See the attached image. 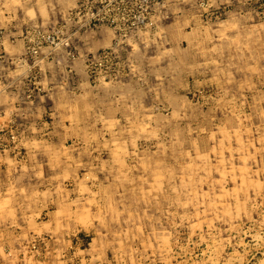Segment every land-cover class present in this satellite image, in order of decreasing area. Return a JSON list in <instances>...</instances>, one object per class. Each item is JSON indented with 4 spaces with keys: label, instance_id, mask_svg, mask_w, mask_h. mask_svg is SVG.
I'll list each match as a JSON object with an SVG mask.
<instances>
[{
    "label": "rangeland",
    "instance_id": "374dc122",
    "mask_svg": "<svg viewBox=\"0 0 264 264\" xmlns=\"http://www.w3.org/2000/svg\"><path fill=\"white\" fill-rule=\"evenodd\" d=\"M7 71L70 100L0 130V264H264V0H0Z\"/></svg>",
    "mask_w": 264,
    "mask_h": 264
},
{
    "label": "crops",
    "instance_id": "0c3cea01",
    "mask_svg": "<svg viewBox=\"0 0 264 264\" xmlns=\"http://www.w3.org/2000/svg\"><path fill=\"white\" fill-rule=\"evenodd\" d=\"M99 39H97L95 46L101 47V46H107L111 44L112 40V33L110 30H107ZM84 46H81L83 48ZM83 50V49H82ZM15 51L22 52L23 48L21 45L16 44L15 45ZM72 66L76 65V71L79 72L77 68L80 69V72L77 73L78 76H80L82 82L87 81V77L85 73H83L82 66L80 63H73ZM3 77L0 78L2 80L4 85V93L5 97H8L7 104L0 105V130L5 128L9 125L10 122H22L23 126L26 128L27 124L34 125L36 122L38 123V120L40 117L45 113L43 109H45V105H51V107L54 110V116L59 115V117L62 116V114L65 111H61L59 109L60 105L66 104V99L70 100V96L65 95L60 92H56L55 90L51 93H47L45 97L40 96L38 99L35 100V102H26L25 98L22 96L24 93V86L20 85V80H22V77L19 79H13L11 77V74L9 72H5L1 74ZM48 77V81L51 80H58L56 77H54L52 74ZM6 81V82H5ZM83 84V83H82ZM51 85H49L50 87ZM90 93V94H88ZM94 95V92H92L88 86H84V91L80 93L78 96H71V98L78 99L80 97H86L87 99H90L91 96ZM67 98L65 99V97ZM69 102V101H68ZM60 104V105H59ZM42 111V112H41ZM113 111V110H112ZM64 119V116H62ZM5 159V157H4ZM4 173V171L0 170V174Z\"/></svg>",
    "mask_w": 264,
    "mask_h": 264
},
{
    "label": "bare ground",
    "instance_id": "6f19581e",
    "mask_svg": "<svg viewBox=\"0 0 264 264\" xmlns=\"http://www.w3.org/2000/svg\"><path fill=\"white\" fill-rule=\"evenodd\" d=\"M162 1H163V0H162ZM75 2H76V1H75ZM162 3H163V2H162ZM165 5H166V4H165ZM156 6H157V5H156ZM162 6H163V5H162ZM41 8H42V7H41ZM154 8H155V7H154ZM154 8H153V9H154ZM45 10L47 11V9H45ZM156 10H157V9H156ZM156 10H155V11H156ZM159 10H160V9H159ZM166 10H167V9H166ZM32 11H33V10H32ZM154 13H155V12H154ZM68 15H69V14H68ZM70 15H71V14H70ZM154 15H155V14H154ZM158 15H159V13H158ZM262 17H263V16H262ZM67 18H68V17H67ZM69 19H70V18H69ZM76 24H77V23H76ZM160 24H161V23H160ZM153 25H154V24H153ZM65 27H66V26H65ZM65 27H64V28H65ZM70 27H71V26H70ZM72 27H73V26H72ZM80 27H81V26H80ZM55 28H56V27H55ZM58 28H59V27H58ZM61 28H62V27H61ZM155 28H156V27H155ZM68 29H69V28H68ZM72 29H73V28H72ZM75 29H76V28H75ZM77 29H78V28H77ZM65 30H66V28H65ZM80 30H81V29H80ZM147 30H148V28H147ZM156 30H157V29H156ZM149 31H150V30H149ZM76 32H77V31H76ZM78 32H79V30H78ZM82 32H83V31H82ZM111 33H112V40H111V45H110V46L115 50V52H117V55H118L119 58H120L119 63H120V66H121V65L125 64V63H123V62H124V61H123V58H124V57H123V54H122V53H123L122 50H123L124 47L121 46V44L119 45V43H115V42H114V40H113L114 37H118V36L116 35V33H115L114 31H112ZM66 34H67V33H66ZM73 34H74V33H73ZM66 36H68V34H67ZM74 36H75V35H74ZM68 37H69V36H68ZM69 38H70V37H69ZM133 38H134V35L132 34V38H131V39L133 40ZM117 41H119V40H117ZM137 41L139 42V40H137ZM66 42H67V41H66ZM66 42H65V43H66ZM134 42H135V41H134ZM143 42H144V41H143ZM121 43H122V42H121ZM131 43H132V42H131ZM131 43H130V44H131ZM71 45H72V44H71ZM124 45H125V44H124ZM127 45H128V44H127ZM127 45H126V46H127ZM131 45H132V44H131ZM134 45H135V44H134ZM68 46H69V45H68ZM75 46H76V45H75ZM135 46H136V45H135ZM131 47H132V46H131ZM131 47H130V48H131ZM76 48H77V47H76ZM71 49H72V48H71ZM124 49H125V48H124ZM142 49H143V48H142ZM130 50H131V49H130ZM66 52H67V51H66ZM77 52H78V51H77ZM131 52H132V51H131ZM83 54H85V53H83ZM37 55H38V54H37ZM71 55H72V54H71ZM129 55H131V54H129ZM127 56H128V55H127ZM132 56H133V55H132ZM72 57H73V56H72ZM78 57H79V56H78ZM84 57H85V56H84ZM79 58H80V57H79ZM82 58H83V57H82ZM130 58H131V57H130ZM18 59H19V58H18ZM132 59H133V58H132ZM19 60H20V59H19ZM21 60H22V59H21ZM41 60H42V59H41ZM41 60H40V61H41ZM129 60H130V59H129ZM136 60H137V59H136ZM22 61H23V60H22ZM24 61H25V60H24ZM26 63H27V62H26ZM72 63H73V62H72ZM133 64H134V63H133ZM131 65H132V64H131ZM132 66H133V65H132ZM134 68H135V67H134ZM131 70H132V69H131ZM133 72H134V70H133ZM136 72H137V71H136ZM24 79H25V78H24ZM27 80H28V79H27ZM101 80H102L101 82H105V80H106V75H105V74H102V76H101ZM122 80H125V79H122V78H121L120 73H119V75L116 74L115 77H113V75H112V76H109V81H110L111 83H112V82H120V81H122ZM23 86H24V85H23ZM27 96H28V95H27ZM86 107H87V106H82L81 109L83 110V109H85ZM76 109H77V108H76ZM70 110H71V109H70ZM77 110H78V109H77ZM75 112H76V111H74L73 113H71L69 117L71 118L72 115L75 117V115H74ZM107 121H108V120H107ZM13 123H14V122H13ZM15 124H16V122H15ZM17 124H18V126L20 125V129H21V130H24V129H25V127L23 126V123H22V122H17ZM110 124H111V122H110ZM110 124H109V125H110ZM9 126H11V125H9ZM110 126H111V125H110ZM114 126H115V125H114ZM106 128H107V127H106ZM109 128H110V127H109ZM14 130H15V129H14ZM5 131H6V130H5ZM16 132H17V131H16ZM19 132H20V130H19ZM5 133H6V132H5ZM24 133H25V132H24ZM3 134H4V133H3ZM9 134H10V133H9ZM12 134H14V132H13ZM15 134H16V136H18V137H19V136H22L20 133H19V134L15 133ZM81 137H82V136H81ZM3 138H4V137H3ZM3 138H2V139H3ZM12 138H14V137H12ZM25 138H26V137H25ZM116 138H117V137H116ZM20 139H21V138H20ZM111 139H113V138H111ZM11 140H12V139H11ZM15 140H17V139H15ZM21 140H22V139H21ZM21 140H19V141H21ZM24 140H25V139H24ZM6 141H7V138H6ZM8 141H9V140H8ZM12 141H13V140H12ZM114 143H115V142H114ZM118 143H119V141H118L116 144H118ZM7 145H8V144H7ZM16 146H17V145H16ZM13 147H14V146H13ZM4 152H5V151H4ZM15 152H16V151H15ZM17 152H18V151H17ZM1 155H2V154H1ZM5 155H6V154H5ZM49 156H51V155H49ZM7 158H9L8 160H10L11 157H7ZM52 158H53V157H52ZM116 158H117V157H116ZM41 159H42V157H41ZM67 159H68V158H67ZM67 159H66V160H67ZM71 159H72V158H71ZM119 159H120V158H119ZM121 159H122V158H121ZM123 160H124V159H123ZM13 161H14V160H13ZM113 161H114V160H113ZM117 161H118V160H117ZM141 161H142V160H141ZM7 162H8V161H7ZM9 162H10V161H9ZM9 162H8V163H9ZM14 162H15V161H14ZM80 162H81V161H80ZM121 162H122V161H121ZM117 163H118V162H117ZM122 163H125V160H124V162H122ZM9 164H10V163H9ZM118 165H119V164H118ZM125 165H127V164H125ZM125 165L123 164V167H121V168H124ZM144 165H145V164H144ZM9 166H10V165H9ZM10 167H12V166H10ZM119 167H120V166H119ZM119 167H118V169H119ZM144 167H145V166H144ZM7 169H8V167H7ZM9 169H10V168H9ZM23 169H24V166H23ZM15 170H16V169H15ZM119 170H120V169H119ZM120 172H121V171H120ZM9 173L11 174L10 171H9ZM16 173H17V172H16ZM10 174H9V175H10ZM38 175H39V174H38ZM8 178H9V177H8ZM13 179H14V178H13ZM7 183H8V182H7ZM6 186H7V185H6ZM9 186H12V185H9ZM58 186H59V185H58ZM12 187H13V186H12ZM80 187H81V189H82L83 186H80ZM36 188H37V187H36ZM59 188H60V187H59ZM59 188H58V189H59ZM4 189H5V188H4ZM8 189H9V188H8ZM11 189H12V188H11ZM110 189H111V188H110ZM34 190H35V189H34ZM37 191H38V190H37ZM51 191H52V190H51ZM57 191H58V190H57ZM23 192H24V190H23ZM34 193H35V192H34ZM36 193H37V192H36ZM38 193H39V192H38ZM30 194H31V193H30ZM33 195H34V194H33ZM35 195H38V194H35ZM45 196H46V193H45ZM45 196H44V197H45ZM47 196H48V195H47ZM52 196H53V195H52ZM52 196H51V197H52ZM44 197H43V198H44ZM30 198H31V197H30ZM38 198H39V197H38ZM53 198H54V197H53ZM58 198H59V197H58ZM32 199L34 200V198H32ZM44 199H45V198H44ZM61 199H62V198H61ZM61 199H60V200H61ZM3 200L6 201V199H3ZM28 200H29V199H28ZM51 200H52V199H51ZM5 201H4V202H0V203H4V204L7 205L8 203L5 202ZM7 201L9 202L10 199H8ZM38 201H39V200H38ZM38 201H36V202H38ZM10 202H11V201H10ZM10 202H9V204H10ZM24 202H25V201H24ZM32 203H33V202H32ZM60 203H61V202H60ZM60 203H59V204H60ZM72 203H73V202H72ZM9 204H8V205H9ZM37 204H39V203H37ZM69 204H70V203H68V206H69ZM21 205H22V204H21ZM34 205H36V204H34ZM40 205H41V204H40ZM53 205H54V204H53ZM1 206H3V205L1 204ZM10 206H11V205H10ZM24 206H25V204H24ZM65 206H66V205H65ZM6 207H7V206H6ZM39 207H40V206H39ZM7 208H8V207H7ZM34 208H35V207H34ZM34 208H33V209H34ZM44 208H46V207H44ZM4 209H6V208L4 207ZM33 209H32V210H33ZM0 210H1V209H0ZM67 210H68V209H67ZM34 212H35V211H34ZM34 212H33V213H34ZM59 213H61V212H58V214H59ZM72 214H73V213H72ZM1 215L3 216V214H1ZM37 215H38V214H37ZM55 215H56V214H55ZM6 216H7V214H6ZM13 216H14V215H13ZM30 216H31V215H30ZM33 216H34V215H33ZM11 217H12V216H11ZM33 218H34V217H33ZM9 219H10V218H9ZM9 219H8V220H9ZM11 220H13V219H11ZM14 221H15V220H14ZM9 222H10V220H9ZM42 227H43V226H42ZM42 227L40 226V228H42ZM37 230H39V229L37 228ZM0 245H1V244H0ZM24 249H25V248H24ZM27 250H28V249H27ZM25 253H26V252H25ZM28 253H29V252H28Z\"/></svg>",
    "mask_w": 264,
    "mask_h": 264
}]
</instances>
